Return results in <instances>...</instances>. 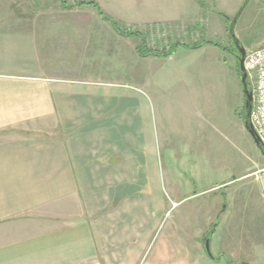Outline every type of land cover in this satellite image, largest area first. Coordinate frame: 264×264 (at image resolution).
I'll return each mask as SVG.
<instances>
[{
    "label": "crops",
    "instance_id": "obj_1",
    "mask_svg": "<svg viewBox=\"0 0 264 264\" xmlns=\"http://www.w3.org/2000/svg\"><path fill=\"white\" fill-rule=\"evenodd\" d=\"M63 1L96 2L115 20L110 9L134 6L143 15L131 20L146 25L197 24L206 11L199 0ZM153 7L164 15L162 21L145 18ZM80 9L86 13L76 15V23L95 21L97 33L104 23L112 28L93 6L66 11ZM206 17L202 22H210ZM97 33L90 39L60 40L0 31V264H142L149 252L144 264H186L181 233L166 231L154 243L161 206L149 197L151 137L137 97L141 92L98 80L96 64L88 69L70 63L81 53H90L91 62L110 55L103 30ZM111 50L118 56L119 49ZM223 205L216 212L219 220L228 211ZM217 227L210 239L214 260L205 252L206 233L201 232L199 264H225L221 256L246 264L248 250L221 246ZM233 235L225 234V243ZM256 248L264 261V248ZM235 256L244 260L234 262Z\"/></svg>",
    "mask_w": 264,
    "mask_h": 264
},
{
    "label": "rangeland",
    "instance_id": "obj_2",
    "mask_svg": "<svg viewBox=\"0 0 264 264\" xmlns=\"http://www.w3.org/2000/svg\"><path fill=\"white\" fill-rule=\"evenodd\" d=\"M202 2L206 11L201 16H207L210 22H202L201 17L199 23L192 25H146L131 20L143 15L134 6L129 10L110 9L111 15L127 29L140 28L148 33L147 44L153 52H165L177 42L195 44L208 40L218 45L194 50L179 45L168 58L140 57L136 50L139 39L117 36L107 23L99 26L98 33L95 21L76 23L73 18L85 15L86 10L66 11L58 0H0V31L35 32L64 40L94 38L102 29L104 50L109 48L110 55L105 52L91 62L90 53H81L73 56L77 61L70 63H84L87 67L96 64L98 80L141 92L137 97L143 103L142 117L151 137L146 164L150 171L149 197L153 205L159 202L161 206L157 215L161 225L154 243L174 229L184 237L188 263L199 264L203 254L201 232L206 233L213 221L218 224V235L223 237L221 246H229L232 252H239L242 247L250 257L246 264H264L255 252L256 246L264 248V150L244 125L245 99L236 68L238 59L223 51L233 47L231 26L247 52L264 46V0ZM154 7L145 18L162 21L164 15ZM90 13L96 15L94 10ZM64 45L74 44L66 41ZM112 48L119 49L118 56L115 52L112 56ZM84 58L88 60L82 61ZM222 202L228 211L219 220L216 212ZM227 233H233L238 242L225 243ZM238 258L244 260L235 256L234 262Z\"/></svg>",
    "mask_w": 264,
    "mask_h": 264
},
{
    "label": "trees",
    "instance_id": "obj_3",
    "mask_svg": "<svg viewBox=\"0 0 264 264\" xmlns=\"http://www.w3.org/2000/svg\"><path fill=\"white\" fill-rule=\"evenodd\" d=\"M65 9L67 10H72L76 7H83V6H93L97 9L100 17L104 20V21H107L111 24L113 30L118 33L120 36L122 37H125V38H136V39H139L140 40V43L137 45V54L140 56V57H143V58H147V57H156V58H168L170 57L174 51L176 50V48L179 46V45H183L185 46L186 48H189V49H199V48H202L204 47L205 45H213V46H218L217 44L215 43H211L210 41H204V42H196L195 44H187V43H173L167 51H163L162 52H153L152 49H150V47L148 46L147 42H148V36L149 34L148 33H145L143 32L140 28H137V30H129L127 29L125 26H123L120 22H118L117 20L113 19L112 17L108 16L102 9L101 7L98 5V3L96 2H93V1H82V2H76L74 4H67L66 2H64L63 0H58ZM203 0H199L200 4L202 7H204V3L202 2ZM223 51H227L226 48L223 49ZM237 72L239 74V77H240V70H239V63H237ZM247 84H248V88L250 91H252V87L249 83V81L247 80ZM242 86V84H241ZM243 90V89H242ZM245 113H246V110H245ZM245 117H246V114H245ZM244 122H245V118H244ZM217 224H213L210 231L206 234L209 235L210 233L213 234L214 231H215V228H216ZM225 263L226 264H234L230 259L228 258H225V256H221ZM219 259V258H218ZM217 260V259H216Z\"/></svg>",
    "mask_w": 264,
    "mask_h": 264
},
{
    "label": "built area",
    "instance_id": "obj_4",
    "mask_svg": "<svg viewBox=\"0 0 264 264\" xmlns=\"http://www.w3.org/2000/svg\"><path fill=\"white\" fill-rule=\"evenodd\" d=\"M244 65L248 79L252 83L251 123L256 135L264 145V46L247 52Z\"/></svg>",
    "mask_w": 264,
    "mask_h": 264
},
{
    "label": "water",
    "instance_id": "obj_5",
    "mask_svg": "<svg viewBox=\"0 0 264 264\" xmlns=\"http://www.w3.org/2000/svg\"><path fill=\"white\" fill-rule=\"evenodd\" d=\"M248 2H249V0H248ZM248 2H247V4H248ZM235 21H236V19H235ZM230 33H231V37H232L233 41H235L237 43L238 39L235 36L233 26L230 27ZM239 53H240V55L238 57V63H239V70H240V82L242 84V89H243V94H244V99H245V110H246V117H245L244 125H245V128L248 131V133L254 139L255 143L264 150V145L261 143L260 139L256 135L254 128L252 126V123H251V112H252V107H253V94L248 88V84H247L248 74L246 72L245 65H244L246 55H247V51L243 47H239ZM211 235L212 234L210 233L209 235H207L203 239V245H204V249H205L207 256L210 259L214 260V257H213L212 252H211V245H210Z\"/></svg>",
    "mask_w": 264,
    "mask_h": 264
},
{
    "label": "flooded vegetation",
    "instance_id": "obj_6",
    "mask_svg": "<svg viewBox=\"0 0 264 264\" xmlns=\"http://www.w3.org/2000/svg\"><path fill=\"white\" fill-rule=\"evenodd\" d=\"M230 43L232 44V49H228L227 51H229V55H231L236 61L239 57V47H242V45L239 43V41L236 43L235 41H233L232 37H231V33H230Z\"/></svg>",
    "mask_w": 264,
    "mask_h": 264
}]
</instances>
